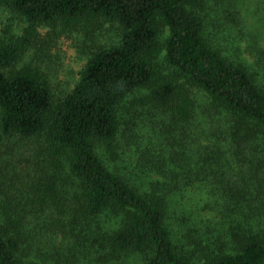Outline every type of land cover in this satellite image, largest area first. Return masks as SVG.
I'll return each instance as SVG.
<instances>
[{"label":"trees","instance_id":"1","mask_svg":"<svg viewBox=\"0 0 264 264\" xmlns=\"http://www.w3.org/2000/svg\"><path fill=\"white\" fill-rule=\"evenodd\" d=\"M211 7L212 0H0V12L30 25L21 41L0 38V264H66L63 244L44 248L33 239L48 234L70 242L108 214L118 220L104 234L109 258L264 264L257 235L187 232L194 246L188 249L169 225L171 195L198 181L219 184L249 217L262 215L264 87L224 44L222 9L218 3L212 17ZM87 23L117 26L120 41L94 51L75 89L57 96L48 74L23 64V55L38 27L75 31ZM192 89L209 98L212 115L206 131L193 135L194 150L185 143L195 113ZM141 92L136 107L159 111L166 126L182 131L178 147L154 164L161 180L148 192L112 171L98 152L101 144L117 158L120 109Z\"/></svg>","mask_w":264,"mask_h":264},{"label":"rangeland","instance_id":"2","mask_svg":"<svg viewBox=\"0 0 264 264\" xmlns=\"http://www.w3.org/2000/svg\"><path fill=\"white\" fill-rule=\"evenodd\" d=\"M218 3L223 13L221 23L224 25V44L240 55L252 71L257 72V79L264 87V0H212V17L217 15L212 11L218 8ZM230 11L239 18L238 23L231 22ZM29 26L24 18L8 10L0 12L2 39L21 41ZM119 35L117 26L110 23H87L75 31H67L62 27H38L37 34L23 55V64H34L45 71L51 78L56 95L64 97L79 83L81 72L91 54L99 48L118 44ZM167 36L168 31H165L161 38L162 45ZM259 52H263L260 58ZM160 61H164V54ZM145 95L146 92H141L131 96L120 109L122 127L117 142V158L98 144V152L110 169L127 178L141 192L150 191L153 183L161 180L153 172L154 164L161 155L165 156L166 152L177 148L182 139L180 127L166 126L168 122L159 111L135 106L134 102ZM192 97L195 113L186 131L190 137L185 143L194 150L196 145L193 135L206 131L212 115L208 113L209 98L202 91L192 89ZM214 119L218 120L216 117ZM204 140L202 138L200 143H206ZM214 184L198 181L194 186L171 195L169 225L176 242L192 249L194 246L187 232L200 235L195 238H206L215 232L229 239L233 231L240 235H257L264 240V202L260 205L262 215L259 218L249 217L250 210L245 204L236 205L227 201L219 191L221 186ZM117 223V218L108 214L90 223L86 230L77 234L78 238L70 242L61 236L53 239L48 234H43L42 239L36 237L33 240L44 248L49 247L48 244L52 247L54 244H63L61 254L69 257L66 264H142L143 257L136 254L125 255L120 259L108 257L104 234L117 228ZM36 234L33 233V236ZM40 261L45 263V259Z\"/></svg>","mask_w":264,"mask_h":264}]
</instances>
